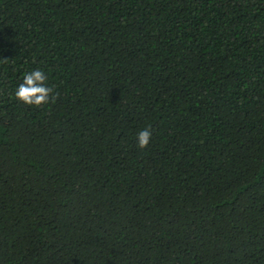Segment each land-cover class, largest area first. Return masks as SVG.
Segmentation results:
<instances>
[{"label": "trees", "instance_id": "trees-1", "mask_svg": "<svg viewBox=\"0 0 264 264\" xmlns=\"http://www.w3.org/2000/svg\"><path fill=\"white\" fill-rule=\"evenodd\" d=\"M0 264H264V0H0Z\"/></svg>", "mask_w": 264, "mask_h": 264}]
</instances>
